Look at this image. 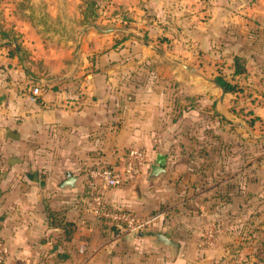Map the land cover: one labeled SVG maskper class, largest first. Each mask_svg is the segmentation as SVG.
I'll return each mask as SVG.
<instances>
[{"label":"crops","instance_id":"crops-1","mask_svg":"<svg viewBox=\"0 0 264 264\" xmlns=\"http://www.w3.org/2000/svg\"><path fill=\"white\" fill-rule=\"evenodd\" d=\"M109 1L113 21L81 33L73 57L72 40L53 44L60 35L50 27L38 35L30 24L11 26V36L0 29L4 264H212L220 248L203 245L199 233L211 224L227 232L255 210L251 231L264 232V153L245 162L244 133L229 140V129L244 128L238 93L223 90L200 63L225 50L226 7L221 0ZM64 45L67 54L57 47ZM36 86L41 94L32 100ZM254 111L264 117V105ZM131 147L144 149L148 164L106 196L148 223L115 233L92 211L86 170L122 165ZM159 153L167 155L166 172L151 179ZM68 171L76 176L71 187L63 186ZM49 208L73 224L70 234ZM156 233L178 248L157 243Z\"/></svg>","mask_w":264,"mask_h":264},{"label":"rangeland","instance_id":"rangeland-1","mask_svg":"<svg viewBox=\"0 0 264 264\" xmlns=\"http://www.w3.org/2000/svg\"><path fill=\"white\" fill-rule=\"evenodd\" d=\"M220 4L226 7L225 20L232 24L227 30L230 35L228 43L222 44L225 47L223 51L214 47L223 54L216 56L215 52L210 61L206 59L200 63L210 70L211 78L223 76L238 84L235 99L238 103L235 106L240 120L244 122V128L241 130L238 126L234 132L229 129V140L234 139L236 132L238 135L240 132L244 133L243 150L246 162L251 157L264 153V137H252V134L264 136V117L254 124L250 122L253 117L258 116L254 109L259 104L264 105V0H221ZM110 5L109 0H0V29L7 30L3 29L5 27L9 30L11 26L30 24L29 31L32 30L38 35L43 27H50L52 32L60 35L59 38L57 35L53 36V44L61 45V42L72 40L70 48L73 57L81 33L88 28L95 32L93 28L96 25L108 27L113 21ZM11 31L2 33L11 36ZM57 47L67 54V45ZM235 54L246 59L247 72L240 76H232ZM262 194L261 198L264 197V190ZM254 215L255 210L248 211L242 217L243 221L230 226L227 232H214V246L220 250L212 259V264H264V232L251 231L250 218ZM179 233L184 235L187 232ZM199 233L202 242L204 234ZM172 237L175 239L181 236L173 233ZM131 248L135 251L133 246ZM117 259L124 260L122 256ZM170 259L172 257L166 258V261ZM158 260L159 258H152L151 262Z\"/></svg>","mask_w":264,"mask_h":264},{"label":"built area","instance_id":"built-area-1","mask_svg":"<svg viewBox=\"0 0 264 264\" xmlns=\"http://www.w3.org/2000/svg\"><path fill=\"white\" fill-rule=\"evenodd\" d=\"M206 3L208 0H195ZM41 94L39 86L33 88L31 99L36 100ZM148 164V157L144 149L131 147L125 154L123 164L116 166H93L86 170L87 184L91 196L92 211L103 220L121 224L122 231L138 233L146 227L148 221L140 219L136 214L124 207L112 204L106 192L113 187L126 185L137 180ZM215 223L205 231L203 245H213L215 233L217 232ZM9 246L0 240V264H4L9 256Z\"/></svg>","mask_w":264,"mask_h":264},{"label":"trees","instance_id":"trees-1","mask_svg":"<svg viewBox=\"0 0 264 264\" xmlns=\"http://www.w3.org/2000/svg\"><path fill=\"white\" fill-rule=\"evenodd\" d=\"M233 59H234V65H233L232 76H240V75L245 74L247 72L246 59L239 54H235L233 56ZM215 79H216L217 83L220 86L224 87L227 92H232V93L238 92V89H239L237 86L238 84L233 83L230 80H227L223 76H217ZM257 120H259V121L262 120V117L255 116L251 119L250 122H251V124H254ZM86 189H87V191H89L88 184H87ZM88 195L90 197L89 192H88ZM49 215L54 219L53 223H55L57 220V223H59V225L64 226L67 230V233L70 234V230H73V224L71 222L65 221V219L61 218L59 215V211L49 208ZM108 224L115 233L122 231L121 224L115 223V222H112V223L108 222Z\"/></svg>","mask_w":264,"mask_h":264},{"label":"water","instance_id":"water-1","mask_svg":"<svg viewBox=\"0 0 264 264\" xmlns=\"http://www.w3.org/2000/svg\"><path fill=\"white\" fill-rule=\"evenodd\" d=\"M184 67L188 68L189 66L184 64ZM223 90L224 87H223ZM166 164H167V155L164 153H159L154 162L150 164V178L157 179L161 174L166 172ZM67 179L65 180L63 186H74L76 176L72 174V172L68 171L66 173ZM156 242L159 244H165L172 246L173 248H178V244L169 238L167 235L163 233H156Z\"/></svg>","mask_w":264,"mask_h":264}]
</instances>
